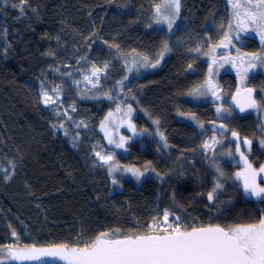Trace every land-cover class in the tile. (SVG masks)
I'll list each match as a JSON object with an SVG mask.
<instances>
[{"label":"trees","instance_id":"1","mask_svg":"<svg viewBox=\"0 0 264 264\" xmlns=\"http://www.w3.org/2000/svg\"><path fill=\"white\" fill-rule=\"evenodd\" d=\"M153 1L158 0H27L22 13L20 0H0V157L12 159L16 165L10 182L0 178V221L19 219L37 248L61 243L75 247L79 238L92 241L99 232L113 229H120V234H141L134 229L125 232L122 227L130 223V217L149 219L157 205L183 219L224 227L256 222L264 216V202L245 199L234 180L231 185L224 183L216 202L207 200L216 167L207 164L188 140L192 133L197 134L194 126L178 118L182 106L188 114L197 107L188 97L200 82L195 77L198 74L188 70L197 62L193 64L183 55L168 52L167 60L155 68L123 64V86L132 83L140 88L136 96L141 106L120 94L119 83L112 92L84 98L77 90L59 87L64 100L75 103L77 114L94 126L97 136L102 118L111 113L106 105L113 99L130 102L137 127L144 121L142 115L150 125L149 120L159 121L158 131L164 133L168 148L152 129L131 143L125 153L115 154L126 167L142 170L150 164L155 169L145 172L139 184L128 180L113 184L107 172L106 176L101 172L94 175L81 160L87 156L86 143L74 153L50 131L39 105L37 85L46 77L56 79L53 71L75 73L94 58L103 60L97 47L107 46L118 56L132 59L139 58L141 52L158 55L163 42L180 32L184 17L198 33L207 31L206 24L216 12L226 20L221 0H181L179 24L168 35L149 26ZM131 74H137L138 79H132ZM250 129L251 124H243L239 134L249 136ZM5 238L0 227V246L7 245Z\"/></svg>","mask_w":264,"mask_h":264},{"label":"rangeland","instance_id":"2","mask_svg":"<svg viewBox=\"0 0 264 264\" xmlns=\"http://www.w3.org/2000/svg\"><path fill=\"white\" fill-rule=\"evenodd\" d=\"M221 1L223 2L224 8L226 9V20L224 22L220 19L221 17L219 16V14H217L218 12H216L213 16H211L208 24H206L205 28L207 31L198 33L190 29L188 22L190 21V19L184 17L180 32H178L175 37H173L168 43L172 52L191 59V62L193 64L197 62L195 65L191 66V68H187L188 70H190L191 74H198L195 77H197L200 81L189 92L195 89L198 85L204 84L205 81L209 78L208 68L209 64H211L212 62L211 56L214 55L216 57L217 63L213 65L214 73L211 76V79L217 86V95L220 98L216 99V97L212 96L210 92L205 96L194 97L189 95L188 99L192 101V104L197 105L198 109L197 107L194 108L197 110L191 108L192 113L188 114V110L184 109L182 106L181 108L183 110L180 111V115L178 118L179 120H181V122L194 126L197 134L192 133L188 140L191 141L192 146L197 150L198 154L205 157L206 163L211 164L212 162L215 167L218 165L223 169L224 174V170H226L224 178H226L227 181H224V183H229L231 185L232 180H234L238 185H240V182L235 179L234 174L242 169L243 164L240 163L239 155L235 153V138L232 137V132L235 131L239 134L240 128L242 129L243 124H251L252 129H250L249 136H247L246 134H239V139L241 142L245 138L253 141L251 152H246V155H248L249 161L255 168H259L260 166L264 165V148L260 146V140L264 139V107L258 108L253 115L251 114L252 117L245 120H238L236 117H234V113L232 114V111L228 107V102L231 95L237 91V88L249 86L259 93V97H256L259 105H264V67L257 66L255 69L250 70L247 74V79L244 80L243 83H241L240 78L237 76V68L233 67L231 63H225L223 64V66H221V62L222 58L239 56L244 58L246 67V61L249 58L246 54L259 53L261 51H264V44L261 43L260 37L256 34L255 31L252 30L251 26L247 31H238L235 28V20L232 15L233 9L231 5L229 4L228 0ZM241 2L243 3V0H241ZM160 3H162V0L153 1L151 4V7L153 8L151 14V26L169 35L176 30L179 24L180 17L173 25V29L171 32L168 31L166 24H156L155 6ZM253 3H255V0H253ZM229 21H232L233 23V29L231 32V36L233 37V39L231 44H229L227 47H217L215 52L209 55V49H211L215 45H218L220 41L223 40L224 33L229 31ZM237 35L239 36V39L235 38ZM213 39L215 40L213 41ZM197 48H199V51H196ZM97 51L103 54V60L100 58V56L96 59L94 58L75 73H73V71H59L57 74V71H53L54 74L57 75L56 79H50L46 77L40 84H38L37 93L39 96V105L42 110V114L47 118L48 126L52 134L55 137L61 138L72 152H78L83 141L86 143L87 156H84V158L82 156L81 160L84 162V164L86 163V166L94 175L101 172L105 173L104 175L106 176L107 172L110 178H115L117 180H128L132 181L135 184H139L145 177V173L140 177L139 180H137L131 173H125L123 171H117L112 175H109L108 165H103L96 156V153L100 152L102 155L114 153V161H117V159H115V157L117 158L115 154L125 153L127 151L125 149H127L131 143L135 142L143 136V134L145 133V131H143L144 129H147L149 132L152 129H155L157 131L159 129V125H156V123H154V121L152 120H149L152 126L148 124V122L145 123V117L142 115L144 121L142 122L141 126L137 127V123L135 122L136 116L133 110L131 114V122L135 125L136 132L139 133L138 135H133L132 131L127 127V123H122V121L127 119L125 117V111L127 110L128 105H130V102L127 100L121 102L120 100H123V98H121L120 100L113 99V101H111L109 105H106V107L111 110V113L113 115L108 120H106L105 118L108 117L109 113L105 114L102 118L98 129L99 136L101 137L100 138L94 132V126L87 119L82 118L77 114L75 103H68L64 100L62 91H60V95L57 99L56 104L46 106L42 102V90H47L49 94L53 95L55 98V94L51 91L53 88L57 87V84H53L55 82L58 83V86L61 88H63V85H65L66 87H69L75 91H79V95H81L83 98L85 96H89V94L95 96L101 92H112L114 89L113 86L121 81V78H123V64H126L125 66L127 67L133 59L131 57L127 58L124 55L118 56L113 51L111 52V49L107 46H104V48L97 47ZM149 54L148 52H141L139 54V58H137L136 60L139 61L143 56H147L150 61L155 62V58L157 57V55ZM169 55V53L165 54V58L161 60L160 65L164 60H167ZM200 59L202 60L198 65V61ZM105 63L108 64V67L106 70H103L99 73L98 82H96L95 78H93V83H96V86L93 87V84L89 83L84 78L85 76H91L93 65L103 69ZM236 64L239 65L240 60H236ZM116 67L121 70L118 72ZM125 76H127V74H124V77ZM130 77H132V79L134 80L135 78L138 79L137 74H131ZM126 80H129L128 76ZM113 82L115 83L113 84ZM136 86L132 83L124 84L123 87H120V94H122L125 98L131 100L133 103L141 106L140 102L138 101V97L136 96V93L140 90V88H137ZM133 97H135V99H133ZM118 106L120 108V111H117ZM217 107L229 109L230 113L225 111L217 114ZM194 114H196L195 118L192 117ZM231 118H233V120H230ZM227 121H231L233 122V124H228ZM244 121H246V123H244ZM102 122L105 124L107 132L111 134L113 139L119 140L121 136L130 138L127 140L125 148H116L114 144L108 143V137L105 135V130L101 127ZM220 124H223L225 127L223 129L219 128ZM60 125H63V127H60ZM77 125H79V127H77ZM201 125H203V127H201ZM214 127L217 129L215 133L212 131ZM243 131L247 132L245 129H243ZM221 133H223V135H221ZM213 135L216 136L217 140L222 142L221 144L215 145V151L211 149H205L203 147V143L205 141L211 142V137ZM229 149L232 150V156L227 155ZM10 162L14 163L12 159H3L0 157V178L4 183L10 182L11 179L14 178L16 173V165L13 170L10 166ZM119 164L123 167H126L125 164ZM3 169L9 170V173L11 174L10 179L4 178L5 172L3 171ZM141 171L144 172V168ZM215 176L217 179L218 173L215 174ZM260 180H264V174H262L261 177L258 178V181ZM240 190L241 195L245 199L258 201L255 197H245L243 195L242 187H240ZM96 203L100 204L101 202L96 201ZM165 209L169 210L168 208H161L159 207V205H157L149 219L147 218L144 221H140L130 217V223L126 224L122 228L123 230L125 228V232H132L130 229H134L135 231L144 234L147 232L149 225L153 223L154 219L162 221V213ZM169 211L170 213L172 212L171 210ZM128 214L131 215L130 213ZM175 216V213L170 214V223H175ZM12 220L13 222L11 223L8 222L5 218H2V221H0V227H2L6 232V238L4 239L5 244L17 245L18 247H23L24 244L32 245L33 239L31 238L29 230L27 229V227H25L26 225L24 226L19 219L12 218ZM183 224L200 225L199 223H197L195 218H190L189 220L183 219ZM162 227L163 225H161V228ZM13 231L16 232V236L12 235ZM128 234L130 233H123L122 235ZM17 237L19 238L18 244ZM85 242H91V240L79 238L75 246H83ZM52 261L64 263L63 261H60L53 257H44L42 258V260L36 261L20 262L8 259L5 252L4 254L0 255V264H51Z\"/></svg>","mask_w":264,"mask_h":264},{"label":"snow or ice","instance_id":"3","mask_svg":"<svg viewBox=\"0 0 264 264\" xmlns=\"http://www.w3.org/2000/svg\"><path fill=\"white\" fill-rule=\"evenodd\" d=\"M228 2L233 9L232 15L235 20V28L238 31H247L251 26L252 30L260 37L261 43L264 44V0H255V3H253V0H243V3L241 0H228ZM26 3L27 0H20V12H24L23 6ZM12 7L16 8L17 5L12 4ZM181 7V0H162V3L155 6V23L166 24L168 31L171 32L173 25L181 15ZM228 29L229 31L224 33L223 40L209 49V55L214 53L217 47H227L231 44L233 39L231 36L232 21H229ZM235 38L239 39V36L237 35ZM110 47H113V45H110ZM114 47L119 49V45H114ZM170 51L169 43L165 40L155 58V62L150 61L147 56H143L139 61L133 59L132 64L133 66L138 64L141 68H155L164 59L165 54ZM196 51H199V48ZM246 55L249 57L246 61V67L244 58L239 56L225 57L222 58L221 62V66L225 63H231L233 67L237 68V76L240 78L241 83L247 79V74L250 70L255 69L257 66L264 67V51ZM236 60H240L239 65L236 64ZM211 61L208 68L209 78L204 84L198 85L193 89L189 95L198 97L205 96L210 92L216 99L220 98L217 95V86L211 79L214 73L213 65L217 63L214 55L211 56ZM107 67V63H105L103 69L93 65L91 76H85L84 79L95 87L96 83H93V78L98 82L99 73L106 70ZM189 68H191V65H189ZM128 71L131 72L132 68L130 67ZM124 79H127V76ZM118 83L123 87V81ZM51 91L55 94V98L47 90H42L41 92L42 102L46 106L56 104L60 95L59 86ZM253 91L251 88H237L233 100L241 112L245 111L246 108L257 109L264 107V105L257 104V101L253 98ZM108 98L112 99L111 96H108ZM117 111H120L119 106ZM216 111L217 114L225 111L230 113L229 109L221 107H217ZM132 112V106L128 105L125 111L127 119L122 121V123H127V127L132 131L133 135H138L135 125L131 122ZM112 115V113H109L105 119H110ZM154 123L159 124V121H154ZM60 127H63V125H60ZM101 127L105 130L109 144H114L116 148H125V144L130 138L121 136L119 140H115L107 132L103 122ZM224 127L223 124L219 125L221 129ZM143 131H147V129ZM212 131L215 133L217 129L214 127ZM156 134L163 141V147L168 148L169 145L164 133L157 130ZM232 137L235 138V153L239 155L240 163L243 164L242 169L236 172L234 177L240 182L239 187H242L245 197H255L257 200L264 202V180L258 181V178L264 174V165L255 168L249 161L248 155H246V152H251L253 141L245 138L241 142L239 134L235 131L232 132ZM221 143L213 135L211 142L205 141L203 147L215 151V145ZM260 146L264 148V139L260 140ZM227 155L232 156L231 149L228 150ZM96 156L103 165H108L109 175L117 171H123L131 173L139 180L145 172H155V169L151 168L150 164L145 167L144 172L131 166L123 167L118 161H114V153L102 155L97 152ZM10 166L14 170L15 164L13 162H10ZM3 171L5 172L4 178L10 179L9 170L3 169ZM216 172L219 175L213 183L212 189L207 192V200L210 203L218 200L220 191L224 187L225 174L218 165L216 166ZM156 175L159 177L160 173H156ZM112 183L117 184L118 180L113 178ZM170 214V211L165 209L162 213V221L154 219L144 234L130 233L122 235L120 234V229H113L99 232L91 242H85L83 246L73 247L67 243H61L47 248H37L34 244H24L23 247H18L17 245L0 246V249L6 253L8 259L20 262L53 257L63 261L64 264H264V216H261L256 222L236 223L227 227L212 223L182 225L180 223L182 218L175 216V226H173L169 222ZM161 225H163L162 228ZM12 235L16 236L17 234L13 231ZM18 243L19 238L17 237Z\"/></svg>","mask_w":264,"mask_h":264},{"label":"water","instance_id":"4","mask_svg":"<svg viewBox=\"0 0 264 264\" xmlns=\"http://www.w3.org/2000/svg\"><path fill=\"white\" fill-rule=\"evenodd\" d=\"M246 89V88H245ZM236 95L233 94L230 99H229V108L234 112L236 113L237 115H243V114H251L253 112H255L256 109H252V108H246L245 111L241 112L240 111V108L237 106L236 102L233 100V96ZM253 98L255 99V94L253 92Z\"/></svg>","mask_w":264,"mask_h":264},{"label":"flooded vegetation","instance_id":"5","mask_svg":"<svg viewBox=\"0 0 264 264\" xmlns=\"http://www.w3.org/2000/svg\"><path fill=\"white\" fill-rule=\"evenodd\" d=\"M243 89H244V88H243ZM247 117L249 118V116H248V115H242V116H240V117H237V118H238V119H244V118H247ZM51 264H64V263H61V262H60V263H58V262L52 261V262H51Z\"/></svg>","mask_w":264,"mask_h":264},{"label":"crops","instance_id":"6","mask_svg":"<svg viewBox=\"0 0 264 264\" xmlns=\"http://www.w3.org/2000/svg\"><path fill=\"white\" fill-rule=\"evenodd\" d=\"M255 90V89H254Z\"/></svg>","mask_w":264,"mask_h":264}]
</instances>
